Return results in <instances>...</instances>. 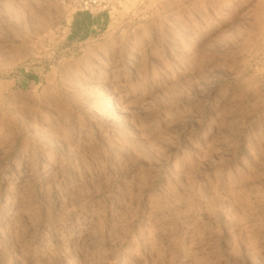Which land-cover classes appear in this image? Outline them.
<instances>
[{"label":"rangeland","instance_id":"1","mask_svg":"<svg viewBox=\"0 0 264 264\" xmlns=\"http://www.w3.org/2000/svg\"><path fill=\"white\" fill-rule=\"evenodd\" d=\"M6 84L0 264H264V0H0Z\"/></svg>","mask_w":264,"mask_h":264},{"label":"bare ground","instance_id":"2","mask_svg":"<svg viewBox=\"0 0 264 264\" xmlns=\"http://www.w3.org/2000/svg\"><path fill=\"white\" fill-rule=\"evenodd\" d=\"M105 62L106 60L104 59H100L97 62V67L99 68L98 74L102 73L104 68H108V65L104 66V64H107ZM109 68H111V71L114 73L122 74L121 72L124 73L128 67L125 62H118L112 64ZM123 85H126V83ZM56 88L54 95L57 97L58 94H61L59 91V84H57ZM12 92V86L10 84L0 85V110L2 114L17 109L18 102L13 98ZM113 102L117 104L118 101L115 99ZM106 103L108 105V102ZM87 134L88 133L84 135L79 134V138L75 144L78 148L91 147L92 139ZM16 142L17 137L10 139L6 134L4 127L0 125V187H2V183L5 184V198L7 200L13 196L20 201L24 199L23 196L25 193L22 191L26 189L30 181L38 174L48 180L50 176L53 175L52 172L56 169V166H59V162H57L56 159L52 157L44 147H42L41 160L39 161V164H34L31 160L32 156L29 154L28 142H26L24 146L14 154L15 152L12 146L16 144ZM1 193L2 191L0 188V194ZM22 212L23 216L26 217H30L33 214V208L30 202L25 204ZM90 216L96 218L99 217V213L97 211H92ZM9 233L12 234V231H9ZM56 236L61 238L59 235ZM48 257L49 256L45 253L40 255V259H47Z\"/></svg>","mask_w":264,"mask_h":264}]
</instances>
